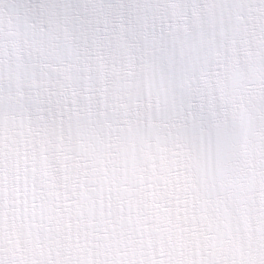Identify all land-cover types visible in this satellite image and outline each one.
I'll return each mask as SVG.
<instances>
[{
  "label": "snow or ice",
  "instance_id": "6c2138e0",
  "mask_svg": "<svg viewBox=\"0 0 264 264\" xmlns=\"http://www.w3.org/2000/svg\"><path fill=\"white\" fill-rule=\"evenodd\" d=\"M0 264H264V0H0Z\"/></svg>",
  "mask_w": 264,
  "mask_h": 264
}]
</instances>
